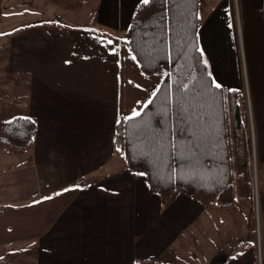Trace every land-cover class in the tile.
<instances>
[{
  "label": "crops",
  "instance_id": "0c3cea01",
  "mask_svg": "<svg viewBox=\"0 0 264 264\" xmlns=\"http://www.w3.org/2000/svg\"><path fill=\"white\" fill-rule=\"evenodd\" d=\"M139 2L94 0L86 18H36L11 32L9 70L29 77L18 116L37 129L23 154L0 147V259L175 264L193 244L200 264L228 252L224 264H264V234L254 222L247 227L249 207L238 205L245 203L221 208L185 193L161 199L144 175L115 159L116 121L145 103L133 82L141 91L148 85L146 101L159 85L140 71L123 35ZM236 2L235 9L234 0H200L198 41L215 84L246 86L264 192V0Z\"/></svg>",
  "mask_w": 264,
  "mask_h": 264
},
{
  "label": "trees",
  "instance_id": "16d2710c",
  "mask_svg": "<svg viewBox=\"0 0 264 264\" xmlns=\"http://www.w3.org/2000/svg\"><path fill=\"white\" fill-rule=\"evenodd\" d=\"M199 25L200 0H151L135 6L123 34L129 52L143 74L165 73L141 116L118 118L113 144L126 168L143 173L148 188L161 199L185 193L221 208L247 203L251 228L254 184L245 95L240 89L215 87L199 47ZM36 129L28 116L1 121L0 147L25 153ZM161 133L167 139L159 140ZM170 141L177 146L163 151L160 145ZM258 197L264 222V193L259 191ZM134 264L161 263L150 257Z\"/></svg>",
  "mask_w": 264,
  "mask_h": 264
},
{
  "label": "rangeland",
  "instance_id": "374dc122",
  "mask_svg": "<svg viewBox=\"0 0 264 264\" xmlns=\"http://www.w3.org/2000/svg\"><path fill=\"white\" fill-rule=\"evenodd\" d=\"M236 1L237 0H234L235 9L237 8ZM91 6L92 4L90 2H83L80 0H0V121L22 115L26 109L28 99L29 77L24 73L12 72L8 67L10 63L9 51L11 47V32L17 26L27 22L36 21V18L47 20H59L61 18L68 20L83 19L91 14ZM164 73V70H160L157 73L152 74V82L155 84V81L157 80L160 83ZM137 85H139L137 81H134L132 91L135 93V98L139 97L138 101L143 98L141 102H147L151 98L147 99V101L144 99V97L146 98L147 94H149L148 85L143 84V88L147 89V93H144V89L141 91ZM242 87L244 91H241L243 93L245 92L246 108L250 120V108L248 109L246 86L244 85ZM122 99L124 100V98ZM143 105L144 103H141V108ZM138 106L139 104L137 107ZM129 116H132V114ZM17 157L21 158V156ZM115 159H119L121 162L123 161V157L120 153L116 154ZM251 170L253 172L254 184L252 220L255 223V230H260V233L262 232V234H264V222L260 218L258 204L259 191L263 192L262 179L260 178L261 175L259 176V179H257V166L253 156L251 158ZM235 203L240 202L236 201ZM212 205L216 204L213 203ZM238 205L249 207L247 203ZM202 219L207 221V216ZM203 231V237L207 239L208 236L206 229ZM192 245L193 244L183 245L181 259L175 261V264H200L202 255L197 253ZM9 256L10 255L0 259V264H17L16 261L11 262ZM22 263L29 264L30 261L26 259L25 261L23 260Z\"/></svg>",
  "mask_w": 264,
  "mask_h": 264
},
{
  "label": "snow or ice",
  "instance_id": "6c2138e0",
  "mask_svg": "<svg viewBox=\"0 0 264 264\" xmlns=\"http://www.w3.org/2000/svg\"><path fill=\"white\" fill-rule=\"evenodd\" d=\"M141 2H142V4H144V5H148V4L151 2V0H141ZM109 43H111V41H109ZM114 54H115V53H114ZM132 59H136V57L133 56ZM215 87H216V88H220L221 85H220L219 83H216V84H215ZM157 91H158V90H156V91H154V92L152 93V96H153V97H155V96L157 95ZM152 103H153V100H152V99H149L147 102L144 103L143 108H142L141 110H139V111L134 110L133 113H132V116L129 117V119H132V118H135V117H139V116H141V112H143L144 109H147L148 106H149L150 104H152ZM173 135H174V133H173ZM158 139H159V140H165V139H167V134H166V133H161V134H160V137H158ZM188 143H191V141H189ZM169 146H171V147H176L177 145H176L175 143H172L171 141L169 142V144H163V143H162V144L160 145L161 149H162L163 151H165V152L167 151V149H168ZM177 155H180V154L177 153ZM141 175H143V173H141ZM46 199H47V197H46Z\"/></svg>",
  "mask_w": 264,
  "mask_h": 264
},
{
  "label": "water",
  "instance_id": "95a60500",
  "mask_svg": "<svg viewBox=\"0 0 264 264\" xmlns=\"http://www.w3.org/2000/svg\"><path fill=\"white\" fill-rule=\"evenodd\" d=\"M229 256H230V252L226 253L223 256H218L213 258L208 264H224L229 258Z\"/></svg>",
  "mask_w": 264,
  "mask_h": 264
}]
</instances>
